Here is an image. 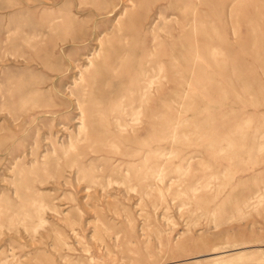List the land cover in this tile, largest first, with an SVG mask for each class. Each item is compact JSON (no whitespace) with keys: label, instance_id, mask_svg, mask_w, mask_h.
<instances>
[{"label":"rangeland","instance_id":"374dc122","mask_svg":"<svg viewBox=\"0 0 264 264\" xmlns=\"http://www.w3.org/2000/svg\"><path fill=\"white\" fill-rule=\"evenodd\" d=\"M263 146L264 0H0V264H264Z\"/></svg>","mask_w":264,"mask_h":264},{"label":"bare ground","instance_id":"6f19581e","mask_svg":"<svg viewBox=\"0 0 264 264\" xmlns=\"http://www.w3.org/2000/svg\"><path fill=\"white\" fill-rule=\"evenodd\" d=\"M54 1V0H53ZM128 1V0H127ZM261 8H262V6H260ZM198 10V9H197ZM229 18V17H228ZM59 19H62V20H65L64 19V16H53V17H51L49 20H48V22L49 23H52V27H55L56 29V32H58V30H59V28H60V26L62 27V28H65V27H69V26H71V24L70 23H66V22H62L60 25L59 24H57L56 25V21L57 20H59ZM169 20V19H168ZM113 21V20H112ZM115 21H116V19H115ZM114 21V22H115ZM167 22V21H166ZM117 25H119V24H117ZM152 26H153V24H152ZM164 30V29H163ZM194 31V30H193ZM195 32H196V30H195ZM203 32V31H202ZM231 34V33H230ZM167 36H168V34H167ZM233 36V35H232ZM98 37V36H97ZM99 37H101V35L99 36ZM216 37V36H215ZM97 39V38H96ZM255 40V39H254ZM262 40V39H261ZM100 42V41H99ZM102 50V49H101ZM263 51V50H262ZM261 50H260V52H262ZM154 52V51H153ZM96 53V52H95ZM102 53V52H101ZM259 54V53H258ZM104 55V54H103ZM96 56V55H95ZM91 57V56H90ZM103 57V56H102ZM261 67H262V65H261ZM183 69V68H182ZM162 65H160L159 66V68H158V71H157V73L155 74V75H158L160 72H162ZM144 74L145 75H147V82H146V84L142 87V89L141 90H143L142 91V96H144L143 98H148V96L150 95V92H149V86H151V84L155 81L154 80V78H155V75H153V76H149V73H148V71H145L144 72ZM119 76V75H118ZM74 79V78H73ZM187 85V84H186ZM138 111V110H137ZM127 117V116H126ZM137 120H139L138 119V115L136 114V113H131V118H130V121H137ZM129 121V120H128ZM128 121H126V120H122V119H120V118H117L116 119V123H117V125L119 126V127H121V126H123V127H126L127 125H128ZM123 124H122V123ZM131 123V122H130ZM136 123V122H135ZM129 126V125H128ZM131 127V126H130ZM132 130H133V128H132ZM264 147V146H263ZM263 151V150H262ZM146 155L147 154H149L150 152L149 151H145L144 152ZM260 153V152H259ZM134 154V152L133 153H131V154H129V155H133ZM187 162L190 160V157H187L186 159H185ZM135 163V162H134ZM256 164V163H255ZM246 166V165H245ZM150 177V180H149V183H148V188L149 189H151V190H153V189H157V190H161V188L159 187V186H161V185H163V183H164V181H165V176L163 175V173H162V168H161V166H158V168L157 169H154L153 171H152V173H151V175L149 176ZM169 186H170V184H168L167 185V188H169ZM263 188V191H264V186L262 187ZM134 189V188H133ZM191 189L192 190H195V188L193 187V185L191 186ZM128 191V190H127ZM253 195L250 197H247L244 201H243V206L244 207H247V206H249V204L251 203V201L253 200V199H255V198H257V199H259V198H261L262 197V191H261V188H259V189H257L254 193H252ZM18 196V195H17ZM54 248V247H53ZM257 250H259V249H257ZM7 252V251H6ZM196 257V256H195ZM203 257V256H202ZM208 257V256H207ZM249 257V256H248ZM199 258H200V256H199ZM67 261V260H66ZM224 263H226L224 260H221L220 262H218V264H224Z\"/></svg>","mask_w":264,"mask_h":264}]
</instances>
